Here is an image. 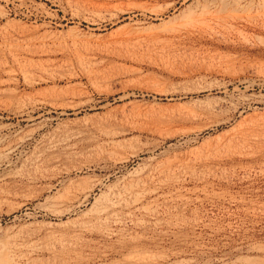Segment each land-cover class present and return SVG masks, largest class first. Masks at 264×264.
<instances>
[{"label":"rangeland","instance_id":"rangeland-1","mask_svg":"<svg viewBox=\"0 0 264 264\" xmlns=\"http://www.w3.org/2000/svg\"><path fill=\"white\" fill-rule=\"evenodd\" d=\"M0 240L264 264V0H0Z\"/></svg>","mask_w":264,"mask_h":264},{"label":"bare ground","instance_id":"bare-ground-1","mask_svg":"<svg viewBox=\"0 0 264 264\" xmlns=\"http://www.w3.org/2000/svg\"><path fill=\"white\" fill-rule=\"evenodd\" d=\"M241 18L242 17H240V19ZM17 258L16 252H14V249L9 245V243L5 240H0V264H21Z\"/></svg>","mask_w":264,"mask_h":264}]
</instances>
